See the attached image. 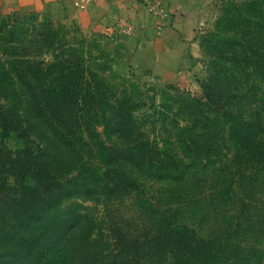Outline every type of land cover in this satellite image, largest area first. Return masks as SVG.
Masks as SVG:
<instances>
[{
  "label": "rangeland",
  "instance_id": "1",
  "mask_svg": "<svg viewBox=\"0 0 264 264\" xmlns=\"http://www.w3.org/2000/svg\"><path fill=\"white\" fill-rule=\"evenodd\" d=\"M198 2L203 74L197 79V87L190 90L165 84L150 73L124 70L121 63L126 51L122 45L110 37L85 31L73 22L28 12L0 15V22L7 19L5 24L16 25L20 31L19 41L30 47L39 61L54 63L64 58L78 61L86 71L91 92L97 90L95 86L99 83L96 103L105 102L109 106L100 109L96 116L89 112L84 116L89 125L97 128L104 144L120 147L124 141L113 132V126L107 129L101 122L102 119L110 122L118 119L115 110L119 109L123 114L120 121L129 114L138 123L137 143H144L146 147L137 149L156 153L168 149L169 153L176 152L186 160L187 152L178 142L184 134L180 133L181 129L187 121L215 115L203 107L207 103L203 84L215 73L236 70L249 74L245 83L248 85L254 83L255 73H264V0ZM123 22L124 31L132 29L130 23ZM49 29L54 40L51 38L49 46L45 47L40 36ZM221 87L225 95V85ZM189 101L203 108L192 109ZM91 118H95V122L91 123ZM181 122L182 127H178ZM190 134L197 137L204 132L198 125ZM4 145L13 151L23 147L22 142L13 138ZM220 153V162L200 174L188 170L187 177L166 180L160 176L142 177L135 171L132 179L140 185L132 186L129 192L66 200L51 225L64 226L78 219L80 232L73 243L67 245V251L56 255L54 263L76 256L74 263L77 264H112L113 259V264H118V259H127L133 264L137 261L147 264L148 260L152 264H173V260L190 264H239L237 257H244L250 264H264V214L259 216L240 208L243 201L250 206H262L264 186L261 183L264 181L261 179L264 177H258L253 164L240 165L241 160L229 143L224 144ZM102 161L103 165H95L100 172L107 164ZM163 220L171 224L170 230L186 234L174 237L170 248L157 243L156 239L151 242L157 231L164 228ZM197 241L208 242L212 247H195L193 243Z\"/></svg>",
  "mask_w": 264,
  "mask_h": 264
},
{
  "label": "trees",
  "instance_id": "2",
  "mask_svg": "<svg viewBox=\"0 0 264 264\" xmlns=\"http://www.w3.org/2000/svg\"><path fill=\"white\" fill-rule=\"evenodd\" d=\"M6 20L0 22V264H77L76 256L54 263L56 255L67 251V245L80 232L78 219L52 227L59 207L73 197L89 199L93 195L129 192L132 186L140 185L132 179L135 171L142 177L160 176L166 180L187 177L188 170L200 174L220 162V151L229 143L241 160L240 165L251 163L258 177H264V73H255L254 83L248 85L245 83L249 74L236 70L215 73L203 84L207 94L203 107L215 115L183 125L180 133L184 134L178 142L187 152L186 160L168 149L161 153L137 149L146 147L137 143L138 123L129 114L120 121L123 114L119 109L115 110V122H101L107 129L113 126V132L124 141L120 147L107 146L84 116L86 112L96 116L100 109L109 106L96 103L99 83L97 90L91 92L86 71L78 61L64 58L52 63L36 59L30 47L19 41V28L5 24ZM52 36L50 29L41 34L42 45L49 46ZM224 85L225 95L219 88ZM176 90L182 93L181 89ZM188 105L192 109L202 107L191 101ZM92 122L95 118H91ZM178 125L182 127V122ZM198 125L204 134L192 137L190 133ZM11 138L22 142L23 147L8 149L4 142ZM103 159L106 169L100 172L95 165H103ZM130 163L133 165H127ZM184 185L188 186V182ZM240 208L247 213L264 214V202L257 207L243 201ZM163 227L151 242L156 239L170 248L173 238L184 232L170 230L171 224L164 220ZM193 244L212 247L204 241ZM106 258L107 255L105 261ZM243 259L237 257L239 264H250ZM119 261L134 263L118 259V264ZM172 263L190 264L174 260Z\"/></svg>",
  "mask_w": 264,
  "mask_h": 264
},
{
  "label": "crops",
  "instance_id": "3",
  "mask_svg": "<svg viewBox=\"0 0 264 264\" xmlns=\"http://www.w3.org/2000/svg\"><path fill=\"white\" fill-rule=\"evenodd\" d=\"M199 0H162L160 16L140 0H0V15L28 12L70 21L90 33L115 39L126 51L124 70L150 73L190 90L203 74ZM133 27L124 31L125 23Z\"/></svg>",
  "mask_w": 264,
  "mask_h": 264
},
{
  "label": "built area",
  "instance_id": "4",
  "mask_svg": "<svg viewBox=\"0 0 264 264\" xmlns=\"http://www.w3.org/2000/svg\"><path fill=\"white\" fill-rule=\"evenodd\" d=\"M140 0H134V2H138ZM148 2V7L150 13H152L154 16H160L161 14L158 13V11H162V0H146Z\"/></svg>",
  "mask_w": 264,
  "mask_h": 264
}]
</instances>
